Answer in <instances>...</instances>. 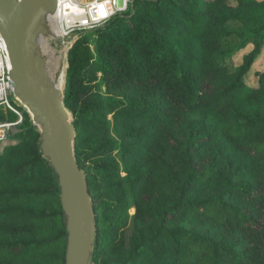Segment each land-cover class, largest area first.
<instances>
[{
    "label": "trees",
    "instance_id": "16d2710c",
    "mask_svg": "<svg viewBox=\"0 0 264 264\" xmlns=\"http://www.w3.org/2000/svg\"><path fill=\"white\" fill-rule=\"evenodd\" d=\"M262 56L264 0H134L81 33L64 102L102 226L93 264H264V72L246 81ZM22 111L0 150V264H66L59 178Z\"/></svg>",
    "mask_w": 264,
    "mask_h": 264
},
{
    "label": "water",
    "instance_id": "95a60500",
    "mask_svg": "<svg viewBox=\"0 0 264 264\" xmlns=\"http://www.w3.org/2000/svg\"><path fill=\"white\" fill-rule=\"evenodd\" d=\"M47 0H0V32L11 58V79L15 95L33 110L35 126L41 127L42 151L59 178L63 211L67 215L68 250L66 264H88V226L93 224L94 206L86 172L75 154L76 130L63 93L49 98L39 83L46 76L45 65L34 54L37 12ZM91 234V227H90Z\"/></svg>",
    "mask_w": 264,
    "mask_h": 264
},
{
    "label": "rangeland",
    "instance_id": "374dc122",
    "mask_svg": "<svg viewBox=\"0 0 264 264\" xmlns=\"http://www.w3.org/2000/svg\"><path fill=\"white\" fill-rule=\"evenodd\" d=\"M80 7L84 10L85 5L90 3L92 0H74ZM134 0H132L131 5H133ZM122 4V1L120 2V5ZM79 20L73 21V20H64L62 22V26L65 29V35L64 36H59V31L55 29L56 33L54 32V27L56 28L57 23L54 22L53 20H46L45 25H44V30L42 32L37 30V27L35 28V33H34V54L36 59H38L40 62H42L45 66L50 65V61L46 58H44V53H42V43L43 46H46L50 48V54L54 58L53 63L55 66V62L59 63V71L58 75L61 73L63 75L64 71L67 76V70L69 67V54L71 49L74 47L75 43L81 38V33L87 32V31H93L96 30L104 25L98 26L94 28L93 30H84L80 27H78L76 24L78 23ZM48 24H47V23ZM69 22V23H68ZM51 23V24H50ZM39 26V23L37 24ZM242 25L240 23H231L230 29L232 30H239L242 29ZM48 30V31H47ZM42 36V37H41ZM43 38V39H41ZM47 38V40H46ZM95 37L92 36L91 41H92V46L95 43ZM41 43V45H40ZM60 44V45H59ZM240 45L239 39L236 37L229 38L225 41V47L226 49H236ZM42 50V51H41ZM253 50L252 47L246 48L244 50L237 51L233 56L228 57L226 59L221 60V63L225 65L231 72H233L239 65L242 64L244 56L249 54ZM61 54V59L60 55ZM62 62V63H60ZM52 66V63H51ZM50 66V68H52ZM257 72H264V56L257 62V64L254 66L251 74L246 78L247 82H250L253 85L257 84V79L255 77V74ZM22 104V105H21ZM26 110L29 115L32 118V112L30 110V107L25 104L22 101H18L17 99H14L12 103V108H4L0 107V116L3 115V119L0 120V138H1V144L2 146L0 147V150L10 144L17 143L19 141V137L17 135L21 131V126L23 125L24 117H23V111ZM70 112V111H69ZM11 113L15 114L17 117H14L11 115ZM70 123H74V116L70 112ZM33 120V119H32ZM38 127V126H37ZM39 130L41 131V127H38ZM37 204L41 206H45L44 202H37ZM131 215L134 214V210L131 211ZM64 220L67 223V215L64 212ZM91 234L89 241H90V248H89V261L88 264H93V254L97 242V235L102 227L100 224V227L98 226L97 223V216L96 212L94 211V219H93V224H91ZM56 226L51 224V223H46L43 225L40 229L37 230L38 234L44 235V236H49L54 230ZM66 244V245H65ZM64 250H68V241L64 243ZM60 252H62V246L60 249ZM67 254V253H66ZM53 264H59V262H55Z\"/></svg>",
    "mask_w": 264,
    "mask_h": 264
},
{
    "label": "built area",
    "instance_id": "2783aa9c",
    "mask_svg": "<svg viewBox=\"0 0 264 264\" xmlns=\"http://www.w3.org/2000/svg\"><path fill=\"white\" fill-rule=\"evenodd\" d=\"M131 2L132 0H92L85 5L84 13L76 25L84 30H93L105 25L114 16L127 12ZM9 64L10 53L0 32V105L6 108H12L14 99H17Z\"/></svg>",
    "mask_w": 264,
    "mask_h": 264
},
{
    "label": "bare ground",
    "instance_id": "6f19581e",
    "mask_svg": "<svg viewBox=\"0 0 264 264\" xmlns=\"http://www.w3.org/2000/svg\"><path fill=\"white\" fill-rule=\"evenodd\" d=\"M84 13L83 9L78 5L74 0H47L42 5H40L38 12H37V18L39 26H37V30L39 29L40 32L44 30V25L46 20H53L57 23L56 28L54 27V32L56 33L55 29L59 31V36L65 35V29L62 26V22L64 20H80L81 15ZM47 23V22H46ZM69 23V22H68ZM48 24V23H47ZM51 24V23H50ZM48 31V30H47ZM43 33V32H42ZM42 37V36H41ZM43 39V38H41ZM47 40V38H46ZM44 43V42H43ZM42 43V53H44V58L48 59L50 61L49 66H45L46 68V76L44 80H42L39 85L40 88L46 90L48 93L49 98L51 97L52 93H63L64 84H65V71L63 75L60 73L58 75L59 71V63L55 62V66L53 63L54 58L50 54V48L46 46H43ZM41 45V43H40ZM60 45V44H59ZM61 59V54L59 55ZM52 63V66H51ZM62 63V62H60ZM10 69H11V64ZM50 66L52 68H50ZM18 101H21L17 97ZM22 105V104H21ZM32 114L33 110L30 109ZM1 142V138H0ZM90 226H88V238H90Z\"/></svg>",
    "mask_w": 264,
    "mask_h": 264
},
{
    "label": "crops",
    "instance_id": "0c3cea01",
    "mask_svg": "<svg viewBox=\"0 0 264 264\" xmlns=\"http://www.w3.org/2000/svg\"><path fill=\"white\" fill-rule=\"evenodd\" d=\"M249 47H252L253 48V46L252 45H249L247 48H249ZM240 66V65H239Z\"/></svg>",
    "mask_w": 264,
    "mask_h": 264
}]
</instances>
